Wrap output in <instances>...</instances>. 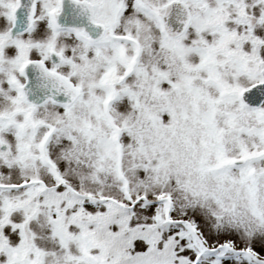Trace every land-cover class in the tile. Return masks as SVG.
<instances>
[{
	"label": "snow or ice",
	"instance_id": "6c2138e0",
	"mask_svg": "<svg viewBox=\"0 0 264 264\" xmlns=\"http://www.w3.org/2000/svg\"><path fill=\"white\" fill-rule=\"evenodd\" d=\"M0 264H264V0H0Z\"/></svg>",
	"mask_w": 264,
	"mask_h": 264
}]
</instances>
